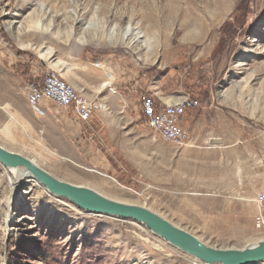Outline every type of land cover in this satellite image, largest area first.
<instances>
[{
  "label": "rangeland",
  "instance_id": "1",
  "mask_svg": "<svg viewBox=\"0 0 264 264\" xmlns=\"http://www.w3.org/2000/svg\"><path fill=\"white\" fill-rule=\"evenodd\" d=\"M38 20L50 30L34 33ZM8 22L30 31L13 35ZM128 25L135 27L133 33L146 35L140 41L147 40L148 49L139 42L128 46L118 36L115 41L111 29L116 27L118 34ZM27 43L42 51L49 48V54L41 58L39 51L23 49ZM8 65L19 66L25 82L52 69L84 89L97 70L110 72L112 91L101 94L107 107L102 115L116 120L127 113L142 123L117 128L118 140L125 141L134 158L113 180L109 169L93 165L91 151L78 152L60 127L46 125L30 110L36 136L11 137L13 131L32 134V129L14 110L10 119L1 86L0 135L15 126L1 147L62 182L147 208L208 247L241 249L264 240V225L259 224L264 209L254 203L264 184L251 185L255 193L250 199L232 194L224 200L226 208L217 211L220 200L209 210L208 201L192 199L208 192L180 189L192 186L191 176L182 177L184 185L158 183L159 155L165 166L170 157L171 167L172 151L181 147L153 140L141 110L144 97H211L250 125L247 131L264 137V0H0V70ZM25 82L16 91H24ZM254 148L256 158L249 162L263 164L264 144ZM7 172L0 164V264H202L133 220L89 214L28 179L11 193ZM6 200L9 204L3 206ZM190 205L206 209L191 211Z\"/></svg>",
  "mask_w": 264,
  "mask_h": 264
},
{
  "label": "crops",
  "instance_id": "2",
  "mask_svg": "<svg viewBox=\"0 0 264 264\" xmlns=\"http://www.w3.org/2000/svg\"><path fill=\"white\" fill-rule=\"evenodd\" d=\"M41 58H45V56ZM39 65L45 66L42 59H40ZM94 68L99 69L100 67ZM25 76L19 66H3V70H0V87L3 88L5 109L8 110L7 112L14 110L18 116L16 118L32 129V134L31 130L28 132L26 129L25 131L21 129L20 133L13 131L10 135L14 138L18 136L22 138L26 135L36 136V127L33 128L30 123V109L27 105L26 94L24 91H16L17 86L25 82ZM104 76L108 78L105 82H103ZM112 78L110 72L105 74L97 70L89 81L88 88L84 89L76 85L74 81L66 82L77 92L97 98L105 105V97H101V94L105 89H111L110 80ZM104 83H109V88H101ZM161 99L157 97L155 100ZM199 102L200 108L188 111L181 119L182 128L187 132L189 142L179 151H172V166L170 167L169 164L170 157L167 166H165L164 160L161 161L159 155L157 181L158 183L173 182L174 184L180 182L184 185L187 181L182 177L191 176L193 178L192 186L190 188L182 186L180 189L208 192V194H198L192 199L208 201L206 203L209 204V207L206 208L209 210L214 208L213 201L220 200L222 205L216 207L217 211H220L226 208L224 200L232 199V194H235V199H250L255 193L251 185L264 184V163L249 162L256 158L252 155L255 151L254 146L264 144V137L260 133L247 131V128H251L250 125L243 123L235 112L217 106L218 102H215L214 98L208 97L199 100ZM9 113L10 119H13V115L11 112ZM39 118H44L46 125L60 127L71 138L78 152L91 151L93 165L109 169L110 172L107 173V176L113 180L116 177H121L122 165L131 166L129 161L133 160L134 156L131 157L128 154L125 141L121 143L118 140L117 128L124 130L126 125L134 124L136 126L140 122V117H133L126 113L123 118L110 120L100 112L94 116L88 126L81 127L69 111L59 110L53 105L47 104L45 115ZM10 128V130L6 128L5 133L0 135V143L3 140H8L9 131L15 130V126ZM90 137L93 139L91 140ZM155 138L154 135L153 140ZM50 140L54 144L57 143L53 136ZM180 177L181 179H179ZM187 208L189 210L196 208L198 211L206 209L203 205L195 207L190 205Z\"/></svg>",
  "mask_w": 264,
  "mask_h": 264
},
{
  "label": "water",
  "instance_id": "3",
  "mask_svg": "<svg viewBox=\"0 0 264 264\" xmlns=\"http://www.w3.org/2000/svg\"><path fill=\"white\" fill-rule=\"evenodd\" d=\"M0 164L5 168H24L49 194L65 198L77 208L92 215L130 219L143 225L169 245L193 257L202 264H263L264 240L241 249H215L180 229L147 208L104 197L83 186L62 182L31 160L0 146Z\"/></svg>",
  "mask_w": 264,
  "mask_h": 264
},
{
  "label": "built area",
  "instance_id": "4",
  "mask_svg": "<svg viewBox=\"0 0 264 264\" xmlns=\"http://www.w3.org/2000/svg\"><path fill=\"white\" fill-rule=\"evenodd\" d=\"M24 91L29 109L37 117H43L46 105L51 104L56 109L69 111L76 123L85 127L95 115L107 111L106 105L97 98L77 92L52 69L25 82ZM198 108L200 102L189 95L176 100L159 101L153 97H144L141 102L142 115L149 130L166 144L175 147H183L189 142L181 119L188 111ZM254 203L259 209H264V189L255 195ZM259 224L264 225L263 217L259 218Z\"/></svg>",
  "mask_w": 264,
  "mask_h": 264
},
{
  "label": "bare ground",
  "instance_id": "5",
  "mask_svg": "<svg viewBox=\"0 0 264 264\" xmlns=\"http://www.w3.org/2000/svg\"><path fill=\"white\" fill-rule=\"evenodd\" d=\"M24 6H18V8H22ZM14 16H18V14H14ZM16 22H8L7 23V31L11 32V34L13 35H18L21 30L23 29L24 31L23 32H28L30 31L29 27H17L16 29H14V24ZM33 30H34V33H38V32H47L50 30V25L49 24H44L41 22V20H38L37 22L33 23ZM135 30V27H132L131 25H128L126 28H124L123 31L119 32L117 34V29L116 27L112 28L111 29V32H112V35L115 36V41L117 40V38H120L122 42H127V45H133L134 43H141V47H144L145 49H148V42L147 40H144L143 42L140 41L141 39H145L146 38V35L142 32H136V33H133V31ZM40 34V33H39ZM43 34V33H42ZM118 36V37H117ZM130 36H133V37H130ZM117 37V38H116ZM80 44H83L82 42ZM23 49H32V50H36V51H39V55L41 57H44L45 54H48L49 53V48H46V50L42 51V48H38V47H34L30 44H22L21 45ZM109 83H104L102 84V87L101 88H105V87H108L109 88ZM110 91H112V89H110ZM102 111H105V110H102ZM32 161V160H31ZM34 162V161H32ZM5 168V167H4ZM9 169V172L6 173V176H7V183L9 185V189H10V192L11 193H14L15 190L17 189V187L23 183V180L25 179H28V182H32V183H36L38 185H40L30 174L29 172L24 169V168H7ZM43 189L44 187L42 185H40ZM3 186L0 185V189H2ZM104 193H109L108 190H105ZM9 202L6 200V201H3L2 202V205H6L8 206Z\"/></svg>",
  "mask_w": 264,
  "mask_h": 264
}]
</instances>
